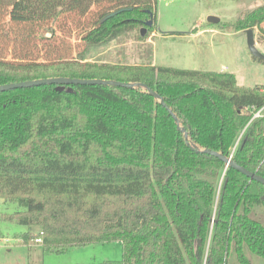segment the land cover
Instances as JSON below:
<instances>
[{"label":"trees","instance_id":"obj_1","mask_svg":"<svg viewBox=\"0 0 264 264\" xmlns=\"http://www.w3.org/2000/svg\"><path fill=\"white\" fill-rule=\"evenodd\" d=\"M93 6L97 18L76 49L54 23L81 20ZM122 7L131 9L102 20ZM150 14L149 31L156 0H0V84L52 76L143 82L171 111L141 86L0 92V198L18 206L2 216L27 226L21 241L40 237L46 252L121 243L120 260L93 264L264 259V184L193 148L264 176V118L249 123L245 110L264 104V91L237 87L228 71L87 60L91 47L141 28ZM254 26L264 30V4L232 24L236 31Z\"/></svg>","mask_w":264,"mask_h":264},{"label":"rangeland","instance_id":"obj_2","mask_svg":"<svg viewBox=\"0 0 264 264\" xmlns=\"http://www.w3.org/2000/svg\"><path fill=\"white\" fill-rule=\"evenodd\" d=\"M264 0H156V27L140 35V28L129 31L87 52L90 62L110 64L152 63L154 65L204 71L228 72L236 77V86H259L264 91V63L255 61L246 43L245 30L236 31L232 24ZM93 6L81 20L70 17L54 23L58 35L76 49L83 30L97 18ZM208 15L220 18L218 23L207 21ZM65 27L61 29L62 26ZM62 24L61 26H59ZM143 27V26H142ZM255 46L264 54V30L254 26ZM49 35V33H47ZM139 37L141 39H139ZM218 181V186L220 185ZM15 202L0 198V264H93L105 260H120L119 241L95 242L73 246L60 252H46L35 239L21 241L29 231L25 225L5 219L3 214L17 210ZM259 216L264 219L261 213ZM32 233L40 227L33 226ZM8 239L7 242L4 239ZM252 264H264V259L249 253ZM234 264V261H229Z\"/></svg>","mask_w":264,"mask_h":264},{"label":"water","instance_id":"obj_3","mask_svg":"<svg viewBox=\"0 0 264 264\" xmlns=\"http://www.w3.org/2000/svg\"><path fill=\"white\" fill-rule=\"evenodd\" d=\"M131 7H122L115 9L109 13H107L102 20L108 19L121 11L129 10ZM148 11V10H147ZM153 17L150 14V17L145 20L144 26L140 28V35L144 36L146 33L148 27L153 25ZM207 21L210 23H218L220 21V18L215 15H208L207 16ZM245 36H246V43L249 51L251 52L253 57L264 59V54L257 49L255 46V40H254V31L252 28H248L245 30ZM41 84H56V89L57 90H63L65 85H71V84H102V85H113V86H121V87H136V86H141L145 90H147L153 97L159 100L161 104H163L168 110L169 108L167 105L164 103L162 97L155 92L153 89L148 87L147 84L143 82H131V81H120V80H115V79H108V78H77V77H67V76H52V77H42V78H35V79H28V80H22V81H17V82H7L0 84V92L10 90V89H15V88H22V87H30V86H36V85H41ZM71 87H67V91H70ZM170 111V110H169ZM171 112V111H170ZM172 116L174 117V121L177 124L178 130L183 132L185 140H188V133L185 130V128L181 127L179 124L178 118L171 113ZM193 148L198 151V152H206L209 154H212L216 157H218L220 160H222L227 166H231L244 174L245 176L249 177L252 180L258 181L262 184H264V176L259 175L255 172L250 171L249 169L239 165L236 163L230 156H226L222 154L221 152H217L212 149H199L197 146H193Z\"/></svg>","mask_w":264,"mask_h":264},{"label":"built area","instance_id":"obj_4","mask_svg":"<svg viewBox=\"0 0 264 264\" xmlns=\"http://www.w3.org/2000/svg\"><path fill=\"white\" fill-rule=\"evenodd\" d=\"M262 91H263V90H262ZM245 110L251 114V118H250V120H249V123H250L252 120H254V119L264 118V104H262V105L259 106V107L254 106V105H251V106L246 107ZM244 130H245V129H243V130L241 131V133H240V135H239V137H238V139H237V141H236V143H235L234 148H235L236 145L238 144L239 139H240L242 133L244 132ZM234 148H233V150H234ZM39 233H40V232H39ZM4 241L7 242L8 239H4ZM35 241H36V242H41V238H40V237H36V238H35Z\"/></svg>","mask_w":264,"mask_h":264},{"label":"crops","instance_id":"obj_5","mask_svg":"<svg viewBox=\"0 0 264 264\" xmlns=\"http://www.w3.org/2000/svg\"><path fill=\"white\" fill-rule=\"evenodd\" d=\"M227 70V66H223L222 71H226ZM7 239V238H6Z\"/></svg>","mask_w":264,"mask_h":264}]
</instances>
